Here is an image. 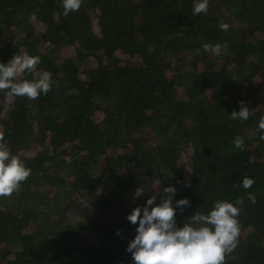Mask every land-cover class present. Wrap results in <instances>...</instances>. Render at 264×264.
Instances as JSON below:
<instances>
[{
  "label": "trees",
  "instance_id": "1",
  "mask_svg": "<svg viewBox=\"0 0 264 264\" xmlns=\"http://www.w3.org/2000/svg\"><path fill=\"white\" fill-rule=\"evenodd\" d=\"M193 2L0 0V62L38 56L17 79L53 81L35 99L0 90V143L30 169L0 196V264H132L126 214L169 184L189 201L178 225L237 206L224 264H264V0ZM241 102L248 119H231Z\"/></svg>",
  "mask_w": 264,
  "mask_h": 264
},
{
  "label": "clouds",
  "instance_id": "2",
  "mask_svg": "<svg viewBox=\"0 0 264 264\" xmlns=\"http://www.w3.org/2000/svg\"><path fill=\"white\" fill-rule=\"evenodd\" d=\"M81 0H61L64 15L76 11ZM208 0H194L192 14L205 13ZM218 27L226 31L228 23L221 21ZM206 52L214 56L220 55V43L202 45ZM39 57L28 53L11 55L6 62H0V90H8L9 95L35 99L46 94L53 81L51 73L40 70L37 78L17 79L26 72H31L39 63ZM233 120H247L249 109L242 102L238 110H232ZM260 139L264 140V116L257 122ZM235 147L242 146V139L233 141ZM30 174V169L16 155L0 143V196H9ZM254 183L251 177H244L241 186L248 189ZM160 184V183H159ZM157 184V185H159ZM162 196L155 202L156 196L145 199L143 206H136L126 214V219L135 225L134 235L126 243L132 264H224L225 254L230 253L237 244L239 208L227 200H219L207 210L197 212L188 217V221L178 225L175 219L177 208L188 205L186 197L173 202L176 193L174 185L160 189ZM136 195L143 194L137 191ZM249 193V199H252ZM239 200L235 202L236 205Z\"/></svg>",
  "mask_w": 264,
  "mask_h": 264
}]
</instances>
